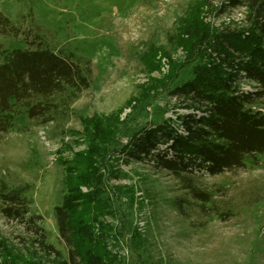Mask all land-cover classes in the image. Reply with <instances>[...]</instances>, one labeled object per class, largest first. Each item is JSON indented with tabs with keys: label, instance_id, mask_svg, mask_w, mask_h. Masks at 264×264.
<instances>
[{
	"label": "rangeland",
	"instance_id": "rangeland-1",
	"mask_svg": "<svg viewBox=\"0 0 264 264\" xmlns=\"http://www.w3.org/2000/svg\"><path fill=\"white\" fill-rule=\"evenodd\" d=\"M221 4L0 0V11L23 30L39 27L51 47L83 56L93 68L91 86L53 120L43 123L22 110L14 126L0 135V183L31 185L47 242L63 254L55 207L77 183L83 192L94 187L106 191L103 207L93 214L107 225L113 264H264V154L247 157L243 167L210 175L157 170L119 151L145 125L167 121L180 132L188 115L209 117L205 103L171 88L190 78L201 58H219L210 49H193L185 35L189 24L193 31L206 27L213 36L246 26L245 8L223 9ZM2 40L9 48L26 46L22 37ZM246 61L227 71L240 89L253 90L256 83L240 69ZM252 107L264 112V97ZM92 164L99 166L94 172L101 185L89 178ZM80 174L90 184L78 179ZM194 189L205 194L204 200ZM0 243V262L13 254L57 263L36 225L9 219L1 209Z\"/></svg>",
	"mask_w": 264,
	"mask_h": 264
},
{
	"label": "trees",
	"instance_id": "trees-1",
	"mask_svg": "<svg viewBox=\"0 0 264 264\" xmlns=\"http://www.w3.org/2000/svg\"><path fill=\"white\" fill-rule=\"evenodd\" d=\"M221 1L223 9L245 8L246 26L213 36L208 28L193 31L189 24L185 35L193 49H210L219 58L205 61L199 57L191 77L171 88L176 95L205 103L209 117L188 115L180 132L167 121L143 126L119 150L128 160L149 162L157 170L176 174L199 170L216 175L243 167L247 157L264 154V112L252 107L264 97V0ZM4 37H22L26 46L6 47ZM244 59L248 61L240 69L256 83L253 90L240 89L227 71ZM92 75L89 59L51 47L39 27L23 30L0 11V135L14 126L22 110L43 123L53 120L59 109L69 107L77 94L91 86ZM98 167L92 164L88 170L96 186L101 185L94 172ZM84 177L80 174L78 179ZM105 192L97 187L83 192L75 183L55 207L58 238L65 244L66 254L47 242L44 218L34 210L30 184L10 187L1 182L0 209L9 219L36 225L41 243L57 259L56 264H113L115 258L105 239L107 225L93 214L103 207L101 194ZM193 193L199 199L205 197L199 190ZM18 260L43 264L13 254L0 264H17Z\"/></svg>",
	"mask_w": 264,
	"mask_h": 264
}]
</instances>
